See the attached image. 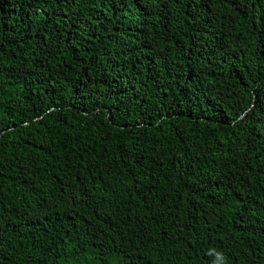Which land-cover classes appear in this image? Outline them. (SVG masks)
<instances>
[{"label": "trees", "instance_id": "obj_1", "mask_svg": "<svg viewBox=\"0 0 264 264\" xmlns=\"http://www.w3.org/2000/svg\"><path fill=\"white\" fill-rule=\"evenodd\" d=\"M213 249L264 264V0H0V264Z\"/></svg>", "mask_w": 264, "mask_h": 264}, {"label": "clouds", "instance_id": "obj_2", "mask_svg": "<svg viewBox=\"0 0 264 264\" xmlns=\"http://www.w3.org/2000/svg\"><path fill=\"white\" fill-rule=\"evenodd\" d=\"M212 264H226V260L223 259V252L217 251L215 249L212 250Z\"/></svg>", "mask_w": 264, "mask_h": 264}, {"label": "rangeland", "instance_id": "obj_3", "mask_svg": "<svg viewBox=\"0 0 264 264\" xmlns=\"http://www.w3.org/2000/svg\"><path fill=\"white\" fill-rule=\"evenodd\" d=\"M87 260L90 262L91 261V259L89 258V257H87Z\"/></svg>", "mask_w": 264, "mask_h": 264}]
</instances>
